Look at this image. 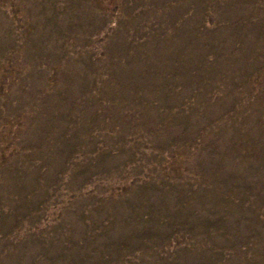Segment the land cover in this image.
<instances>
[{"label": "rangeland", "instance_id": "1", "mask_svg": "<svg viewBox=\"0 0 264 264\" xmlns=\"http://www.w3.org/2000/svg\"><path fill=\"white\" fill-rule=\"evenodd\" d=\"M0 264H264V0H0Z\"/></svg>", "mask_w": 264, "mask_h": 264}]
</instances>
